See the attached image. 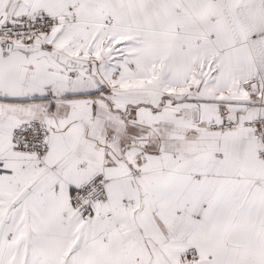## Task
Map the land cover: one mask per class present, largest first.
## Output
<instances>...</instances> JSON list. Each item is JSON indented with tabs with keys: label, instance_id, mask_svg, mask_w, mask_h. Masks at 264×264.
Wrapping results in <instances>:
<instances>
[{
	"label": "snow or ice",
	"instance_id": "1",
	"mask_svg": "<svg viewBox=\"0 0 264 264\" xmlns=\"http://www.w3.org/2000/svg\"><path fill=\"white\" fill-rule=\"evenodd\" d=\"M0 264H264V0H0Z\"/></svg>",
	"mask_w": 264,
	"mask_h": 264
}]
</instances>
